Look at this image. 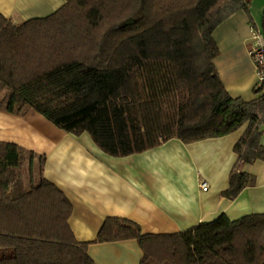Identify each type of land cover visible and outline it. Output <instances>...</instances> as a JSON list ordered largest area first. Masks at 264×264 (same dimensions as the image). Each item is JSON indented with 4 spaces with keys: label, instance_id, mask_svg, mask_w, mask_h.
I'll return each mask as SVG.
<instances>
[{
    "label": "trees",
    "instance_id": "obj_1",
    "mask_svg": "<svg viewBox=\"0 0 264 264\" xmlns=\"http://www.w3.org/2000/svg\"><path fill=\"white\" fill-rule=\"evenodd\" d=\"M65 1L19 25L0 14V109L33 108L117 157L248 123L223 195L254 183L241 165L264 160V84L255 100L235 98L214 63L215 29L246 0ZM45 159L0 141V264H95L91 243L126 239H137L141 264H264V213L222 214L178 233H143L134 220L108 217L94 241H78L73 205L43 176Z\"/></svg>",
    "mask_w": 264,
    "mask_h": 264
},
{
    "label": "crops",
    "instance_id": "obj_2",
    "mask_svg": "<svg viewBox=\"0 0 264 264\" xmlns=\"http://www.w3.org/2000/svg\"><path fill=\"white\" fill-rule=\"evenodd\" d=\"M65 0H0V14L19 25L49 16ZM254 19L241 9L214 31L220 54L217 72L231 96L257 99L258 73L249 54ZM248 123L221 137L185 143L172 138L127 156L102 150L89 132H68L33 108L18 114L0 109V141L45 155L43 176L69 198L70 226L78 241H94L108 217L134 220L143 233H178L211 223L222 214L231 220L264 213V160L241 165L255 178L234 199L223 195L237 160L236 145ZM264 129V127H263ZM264 146V132L260 137ZM208 184L203 190L202 184ZM95 264H141L137 239L93 242Z\"/></svg>",
    "mask_w": 264,
    "mask_h": 264
},
{
    "label": "built area",
    "instance_id": "obj_3",
    "mask_svg": "<svg viewBox=\"0 0 264 264\" xmlns=\"http://www.w3.org/2000/svg\"><path fill=\"white\" fill-rule=\"evenodd\" d=\"M249 54L257 68L258 83L256 89L259 90L264 84V24L263 27H251ZM202 188L208 190V184L203 182Z\"/></svg>",
    "mask_w": 264,
    "mask_h": 264
},
{
    "label": "rangeland",
    "instance_id": "obj_4",
    "mask_svg": "<svg viewBox=\"0 0 264 264\" xmlns=\"http://www.w3.org/2000/svg\"><path fill=\"white\" fill-rule=\"evenodd\" d=\"M241 9L246 10V12L252 17V19H254V22L257 23V25L262 26V23L264 20V0H246V7L241 8ZM241 9H239V10H241ZM239 10H237V11H239ZM257 94H258L257 98H259L261 93H257ZM35 172H36L37 176L40 174L38 168L36 169ZM24 177L26 180H28L29 172H28V166L27 165H26V169L24 172Z\"/></svg>",
    "mask_w": 264,
    "mask_h": 264
}]
</instances>
